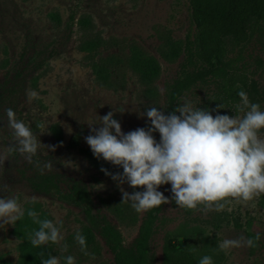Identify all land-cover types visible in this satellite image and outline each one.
I'll use <instances>...</instances> for the list:
<instances>
[{
  "label": "rangeland",
  "instance_id": "obj_1",
  "mask_svg": "<svg viewBox=\"0 0 264 264\" xmlns=\"http://www.w3.org/2000/svg\"><path fill=\"white\" fill-rule=\"evenodd\" d=\"M194 33L187 0H0V151L14 142L8 108L42 144L56 146L55 151L42 146L32 163L14 153L0 166V198L15 197L25 211L15 225L0 228V264H22L23 253L35 252L30 234L15 232L19 223L32 221L28 209L60 227L63 240L40 246L44 259L56 256L60 264L69 255L75 264H114L104 237L112 232L118 234L126 264H161L166 234L175 240L168 248L191 264L205 255L214 264H264V195L247 204L233 201L206 216L172 201L148 217L136 213L130 202L121 203V188L129 193L144 189L118 185L105 175L101 168L112 174L123 169L97 159L85 141L110 111L124 133L150 123L143 115L147 108L167 114L168 91L180 72L183 76L201 67L195 63L180 71L185 40ZM224 48L226 71L261 90L264 32L253 28L244 42L232 46L225 40ZM187 90L179 105L187 100L196 108L216 88L204 76ZM239 102L219 109L214 104L210 113L242 116L235 111ZM252 103L264 111L263 100ZM260 135L264 138V130ZM48 161L54 169L41 174ZM72 188L83 200L80 206L59 197ZM170 189L171 184L158 188L171 200ZM140 230L147 232L143 256L136 245ZM77 232L86 237L90 255L81 251ZM256 233L261 236L256 247L218 249L225 238Z\"/></svg>",
  "mask_w": 264,
  "mask_h": 264
},
{
  "label": "clouds",
  "instance_id": "obj_2",
  "mask_svg": "<svg viewBox=\"0 0 264 264\" xmlns=\"http://www.w3.org/2000/svg\"><path fill=\"white\" fill-rule=\"evenodd\" d=\"M33 97L37 94L32 93ZM240 102L235 105L242 116H213L210 111L194 108L190 101L178 105L169 114L156 107L147 108L143 115L150 121L147 128H137L128 133L110 111L100 117V127L92 128L85 137L93 155L103 158L115 166L122 167V173L112 174L101 168L118 185L127 183L133 189L143 191L129 193L121 188L122 202L131 204L136 213H144L172 201L184 210L199 211L205 216L211 211L220 212L233 201L244 203L264 195V111L258 103H252L244 90L238 92ZM223 108V105H218ZM120 112H123L122 110ZM8 127L13 143L0 151V166L14 153L28 163L44 146L55 151L56 146L44 145L15 112L6 109ZM179 113V114H177ZM160 135L157 141L153 133ZM37 167H40L37 164ZM52 171L51 161L43 164L44 170ZM171 184V200L158 188ZM25 215L24 209L13 196L0 198V228L15 225ZM27 216L39 225L28 237L33 247L59 243L63 240L60 227L52 220L40 219L34 209L27 210ZM259 233L254 237L240 235L225 238L218 244L219 251L227 253L234 248L257 246ZM76 242L87 256L86 237L77 232ZM67 250V245H64ZM40 264H60L59 258L51 256ZM65 264H75V257H65ZM198 264H214L212 257H201Z\"/></svg>",
  "mask_w": 264,
  "mask_h": 264
},
{
  "label": "trees",
  "instance_id": "obj_3",
  "mask_svg": "<svg viewBox=\"0 0 264 264\" xmlns=\"http://www.w3.org/2000/svg\"><path fill=\"white\" fill-rule=\"evenodd\" d=\"M187 3L189 19L194 26L195 33L191 40L188 38L185 40V59L180 65V71L187 67H194L195 63H199L201 67L196 72L186 73L183 76L180 72L171 90L168 91L167 114L173 112L180 104L182 94L188 91L190 84L201 80L204 76L211 78L216 90L210 98L204 99L196 108L210 111L214 104L227 105L237 102L240 100L238 96L240 90L247 93L251 102L264 101V87L257 90L253 82L247 83L245 78L227 72L226 63L223 60L225 40H228L232 46H237L247 39L253 28L264 32V0H187ZM149 126L150 123L144 128ZM153 135L156 139L159 133L155 132ZM70 189L60 194V199L80 206L83 200L77 195V189ZM157 209L147 211V216L150 217ZM35 226L36 224L30 220L23 221L16 226L15 232L19 237H25L36 229ZM146 236L147 232L140 230V235L136 240V245L140 249L145 247ZM104 237L109 244L114 264H126L122 261L118 247V234L116 232L108 235L105 233ZM174 245V237L166 234L161 264H191L187 259L178 258L168 248ZM41 253H43L41 247H37L35 252L23 253L22 264H40ZM144 253L141 249L139 256H143ZM138 263L139 261H136L134 264Z\"/></svg>",
  "mask_w": 264,
  "mask_h": 264
}]
</instances>
